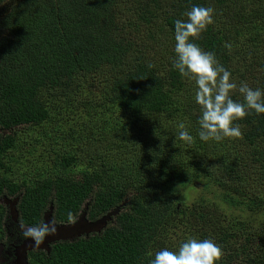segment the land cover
I'll list each match as a JSON object with an SVG mask.
<instances>
[{"label": "trees", "instance_id": "16d2710c", "mask_svg": "<svg viewBox=\"0 0 264 264\" xmlns=\"http://www.w3.org/2000/svg\"><path fill=\"white\" fill-rule=\"evenodd\" d=\"M193 5L214 10L194 42L264 89V0H0V195L19 197L25 226L118 210L29 264H149L190 237L215 241L218 264H264V114L236 120L239 138L199 139L197 86L173 67ZM196 189L213 200L186 204Z\"/></svg>", "mask_w": 264, "mask_h": 264}, {"label": "clouds", "instance_id": "9594fccd", "mask_svg": "<svg viewBox=\"0 0 264 264\" xmlns=\"http://www.w3.org/2000/svg\"><path fill=\"white\" fill-rule=\"evenodd\" d=\"M185 15L187 20L174 22L175 60L173 67L181 76L195 82V102L200 106L198 136L201 141L220 142L225 137L242 136L240 126L234 122L243 119L254 110L264 114V89L251 88L241 81L239 86L231 78V73L219 63L215 54L204 51L194 42L199 35L214 23L211 7L193 5ZM243 96L244 102L232 99L233 90ZM178 138L191 143L194 137L183 122L179 123ZM69 220L72 213H68ZM57 232L55 221L40 222L23 231L25 238H31L39 247L46 237ZM222 256L220 246L212 239L187 238L176 251L168 248L155 253L149 264H218Z\"/></svg>", "mask_w": 264, "mask_h": 264}, {"label": "flooded vegetation", "instance_id": "af4514ba", "mask_svg": "<svg viewBox=\"0 0 264 264\" xmlns=\"http://www.w3.org/2000/svg\"><path fill=\"white\" fill-rule=\"evenodd\" d=\"M0 204L3 205V207L5 208V215L2 223V229L0 230V264H16L17 255L19 253L27 254L29 261L30 255L32 253H41L47 250H48L47 253H49V251H51L52 246L56 244L58 241L49 243L47 244L48 247H45V241L47 239L46 237L44 242L39 247H36L34 241H32L31 238H25V236L23 235V231L26 230L29 226L23 225V223L20 220L18 196L8 197L7 195H0ZM46 213L44 214V216L46 215ZM82 213L80 212L78 216H80ZM87 218L90 221H95L89 218L88 208H87ZM50 219L52 221H55V219H53V216L49 218V220ZM43 221L45 222L44 217H43ZM55 223L62 224L56 221ZM112 223L113 222H109L106 228L110 226ZM106 228H103L97 232L91 231L90 233L82 234L80 237H76L74 239V242L81 238L90 239L95 235H101L103 234Z\"/></svg>", "mask_w": 264, "mask_h": 264}, {"label": "water", "instance_id": "95a60500", "mask_svg": "<svg viewBox=\"0 0 264 264\" xmlns=\"http://www.w3.org/2000/svg\"><path fill=\"white\" fill-rule=\"evenodd\" d=\"M87 208L88 207L86 206L82 210L83 213L81 211L82 215L80 217L78 216L79 219L75 221V223L73 222L62 223V224L56 223L57 232L54 235L47 237L45 241V247H48L47 244L57 241L59 242V241L69 240V242H74V239L76 237H80L83 233H86L83 229V227L85 226H88V233H90L91 231L97 232L103 228H106L108 223L112 222L111 216L113 215L115 217L118 213V210H113L95 221H90L87 218ZM47 213L44 216L45 222H52L51 219L49 220V218L52 217V212L49 211ZM16 264H29L28 255L24 253H19L17 255Z\"/></svg>", "mask_w": 264, "mask_h": 264}, {"label": "rangeland", "instance_id": "374dc122", "mask_svg": "<svg viewBox=\"0 0 264 264\" xmlns=\"http://www.w3.org/2000/svg\"><path fill=\"white\" fill-rule=\"evenodd\" d=\"M49 146H50L49 144H47V145L44 146V149L42 150V153L43 154H48V152H49V150L51 148ZM215 192L216 191L215 190H212V189H210V190H202V189H199V190L198 189H196V190H189L186 193H184V195H183L182 198H183V200L185 201L186 204H192L194 201H197V200H199L201 198H204V197L207 198V199H209L210 201H212L213 198H214ZM86 206L88 207V205H86ZM79 217L78 218L76 217V218L70 220L69 222L75 223V221H77L79 219ZM114 218L115 217L112 215L111 216V221L112 222H114ZM83 229H84V231L86 233H88V226L83 227ZM83 234H85V233H83ZM169 238L172 239V236L169 235ZM174 243H176V242H174Z\"/></svg>", "mask_w": 264, "mask_h": 264}]
</instances>
